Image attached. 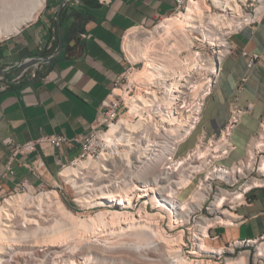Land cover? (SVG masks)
Segmentation results:
<instances>
[{"label":"bare ground","instance_id":"1","mask_svg":"<svg viewBox=\"0 0 264 264\" xmlns=\"http://www.w3.org/2000/svg\"><path fill=\"white\" fill-rule=\"evenodd\" d=\"M45 1L0 0V36L14 33L23 24L33 20L43 8ZM211 2L226 13L213 12L204 0H190L185 9L173 13L180 16L176 17V20L182 19V21L175 22L158 32L135 30L128 35L126 42L128 55L134 63L143 62L144 66L136 67L130 74L129 79L138 87V91L133 96L125 94L126 104L129 106L128 112L126 111L127 113L125 112L118 123L112 124L107 131L109 136L116 135L124 139L127 147L117 158H112L117 172L106 174L103 163L91 159L78 160L76 165L79 166L71 164L62 171L63 178L68 179L64 178V180L72 184L78 195L81 194L75 198L77 203L85 202L92 204L91 207L100 206L99 208L110 205L111 208L101 209L91 217L82 218L63 203L57 188L44 190L35 197L19 194L4 198V203L0 204L2 245L5 241L6 245L11 242V245L20 248L19 240L26 235L30 224L38 225L39 228L36 229L39 230L46 228L44 224L42 225L41 215L49 212L46 210L51 208L56 214L59 213V218H55L51 229L47 230V233L48 231L51 233L44 232L43 236L38 238V230L35 229L31 230L34 234L32 236L37 241L35 246L48 245L49 249L52 248L51 252L56 253L57 259H63L64 264H77V262L71 261L72 258L69 259L70 263L67 262L68 257L73 255H70L68 247L61 245V239L71 236L80 237L87 232H93L102 238H98L99 242L90 241L81 246L82 264H193L181 254V245L185 243L183 232L177 234V237L170 236L161 224L162 218L168 219L170 222L168 224L171 226L177 225L175 224L177 219L178 223L189 222L192 212L202 207L211 192V180L206 181L203 177L188 199L181 197L183 190L195 182V174L186 167L188 155L179 158L184 165L179 167L176 173H174L175 169L165 171L162 167L165 156H174L180 145L195 129L205 98L211 91L214 81L211 74H216L219 69L218 57L193 49L196 41L190 32L200 31L210 44L221 48L220 56H222L224 53L222 47L227 43L230 30L250 20L239 0ZM168 19L170 20L166 22L175 20ZM184 29L188 30L189 34H186ZM216 39H220L221 42L216 44ZM183 50H188V55L178 56ZM133 76L137 77L138 81L134 80ZM157 85H163L166 89L163 99L159 98L154 89ZM142 90L144 91L139 93ZM135 117L138 120H134ZM262 130V134L254 138L249 149L247 158L251 160L249 170L254 168V157L258 150H264V129ZM134 133L136 134L133 138L137 144L131 147L132 142L127 141V138ZM150 141L153 151L158 144L162 146L154 158L146 157L143 153L146 144ZM141 142L144 147L140 153L138 147ZM202 142L201 137L199 144ZM198 149L203 153L207 151L201 145ZM262 159L260 170L254 169V174L258 176L264 171V157ZM118 160L120 163H117ZM262 182L264 181L256 176L248 181L247 185L259 186ZM89 190L91 197L86 193ZM139 202L141 205L137 212L131 210ZM172 206L176 208L177 216L172 213ZM153 209L158 210L154 212ZM232 215L226 211V216L197 219L194 225L198 222V228L200 225L197 234L198 250H193L191 253L223 252L224 248L209 246L205 236L208 235V229L215 224V221L216 224L232 223ZM42 219L45 221L46 217L43 216ZM113 234L117 237L120 235L121 238L123 236V239L134 235L140 237L143 243L139 240L141 244L129 245L127 241L111 240L110 236ZM15 240L17 242H12ZM195 241L197 246V240ZM124 243L129 247L124 246ZM236 244H239V241ZM258 250V257H264V241L259 244ZM16 255H21L22 259L27 256L26 253L18 250L14 252L12 247L7 250L0 248V264H12V262L19 264L20 261L16 262L13 258ZM76 255L74 254L73 258ZM248 258V252H243L237 258L228 259L226 264H249ZM258 259L260 258L256 260Z\"/></svg>","mask_w":264,"mask_h":264},{"label":"crops","instance_id":"2","mask_svg":"<svg viewBox=\"0 0 264 264\" xmlns=\"http://www.w3.org/2000/svg\"><path fill=\"white\" fill-rule=\"evenodd\" d=\"M175 6V0H46L33 20L0 38V70L27 58L46 60L36 77L0 89V198L24 181L35 186L59 181L64 168L81 153V143L75 138L90 132L101 102L133 62L127 55V40L123 41L126 33L157 26ZM229 41L232 50L223 56L197 125L180 145V155L201 136L219 135L237 108L243 112L233 129L235 149L226 163L246 157L262 130L264 14L233 32ZM245 51L259 56L252 66ZM48 134H64L71 140L61 148L38 146L12 160V148L5 140L24 143ZM249 196L235 212L234 224L208 229V245L226 248L264 235V186Z\"/></svg>","mask_w":264,"mask_h":264},{"label":"built area","instance_id":"3","mask_svg":"<svg viewBox=\"0 0 264 264\" xmlns=\"http://www.w3.org/2000/svg\"><path fill=\"white\" fill-rule=\"evenodd\" d=\"M76 1L79 2L80 0ZM189 1L190 0H175L176 6L173 13H179L181 10L185 9ZM239 2L241 3L244 12L250 16V20L230 30L227 43L222 47L224 50L222 56H220L221 48L217 45L218 49L215 50L214 57L216 56L219 58V66L222 59L224 58L223 56L232 50V45L229 41L230 35L242 26L256 22L264 14V0H239ZM244 55V57L247 58L249 66H252L257 60V57H259L256 53H250L246 51L244 52ZM51 57L52 56H50V58ZM45 61L46 60L43 57H32L27 58L15 66L13 65L3 67L0 70V89H6L10 87L11 84L19 83L26 78L36 77L38 70ZM138 64L139 63L130 62L129 66L124 70V72L116 78L114 87H112L110 93L100 104L97 120L94 121L90 132L85 136L75 138L81 143V153L72 161V165H76L78 160L81 161L91 159L93 161L102 162L104 166V172L106 174L117 172V168L113 166L112 158H117L120 152L127 147L124 144V139L122 140L116 135L109 136L107 131L110 129L112 124L118 123L124 112L129 110V106L126 104L125 94L128 96L135 95V88L137 89L138 87L130 81L129 77L131 72L138 66ZM216 74H211V78H213L214 81ZM117 90H119V92H117ZM242 112L243 110L240 108L233 110L230 120L225 124V127L221 130L219 135L208 139H205L203 136H201L203 139L202 144H199L201 140V138H199L196 145L186 154L178 155L177 152L172 157H170L171 155L165 156V160L162 163V167H164L163 169L165 171L175 169L174 173H176L179 167L181 168L184 165V163L179 158L181 156L188 155V164H186V167L191 170V173L195 174L194 181H197L196 185L203 177H205L206 181L211 180V192L209 193L202 207L199 210L192 212L190 215V220L186 224L193 223L192 225H194L196 224L197 219L204 217L215 218L217 216H226V211L234 214L231 223L234 224L235 219H237L235 212L241 205L249 201L250 192L255 188L264 186V182H262V184L259 186L247 185V182L256 176L260 180L264 181V171L261 172L259 176L254 174V169L260 170L261 163L263 161L262 158L264 157L263 149L258 150L256 156L254 157L253 170H249L251 167V160L247 159V156L233 162L232 164L226 163V160L228 159L227 157H229L231 152L235 149V145L232 141V133L236 125L235 123L238 122ZM134 120H138V118L135 117ZM261 125L262 129H264V120ZM260 133L258 135H260ZM135 134L136 133L127 138V141L132 142L131 147L137 144V141L133 138ZM70 140L71 139L64 134H48L42 135L39 138L29 140L24 143L15 142L12 138H8L5 140V143L12 148L11 158L14 160L19 153H26L28 151L35 150L38 146H52L61 148L62 146L68 144ZM199 145L207 150L206 153L199 151ZM142 147H144L143 142H141L140 147H138V150L140 149V153L142 152ZM152 148L153 145H151L150 141L146 144V149L143 152L146 157L154 158L156 153L160 152L162 146L158 144L154 151ZM8 169L13 172L10 165L8 166ZM90 177L91 176H89V178ZM23 186H27L26 181L17 186L15 190H18ZM62 187L63 186L61 184H58L57 188L62 190ZM86 193L89 195V197L92 196L90 194V190ZM94 207L95 206L92 208ZM96 207L99 208L100 206ZM176 211V208L173 207L172 213H174L175 216H177L175 213ZM175 221L177 227L184 225L182 223H178V219ZM218 224L210 226L209 230L211 227H214ZM260 239H264V235L258 239L240 240L239 244L251 246L256 243L251 241ZM236 243L230 244L234 248V251L238 246ZM190 244L194 246L196 245V241L190 238L185 240L186 246H189Z\"/></svg>","mask_w":264,"mask_h":264},{"label":"rangeland","instance_id":"4","mask_svg":"<svg viewBox=\"0 0 264 264\" xmlns=\"http://www.w3.org/2000/svg\"><path fill=\"white\" fill-rule=\"evenodd\" d=\"M204 1L212 8L213 12L221 13V14L226 13V12L222 11L219 7H217L213 2H211L212 0L211 1L210 0H204ZM176 17L179 18L180 16L173 14L172 16L169 15L168 17H165L164 19H166V18L175 19ZM164 19L161 20V21H158L159 23L157 24V26H154V27H151V28H144V29L151 30L152 32H158V31L166 29L167 27H169L170 25H172L175 22L182 21V19H177V20L175 19V20H171L169 22H166V21H168L170 19H167L165 21H164ZM164 22H166V23H164ZM137 28H140V27H137ZM131 30H129L126 33L125 39L123 38L124 44H125V41L128 38V35H129L128 33ZM139 30H143V28H140ZM184 32L186 34H189V31L186 30V29H184ZM190 33L195 38V41H196L195 44L193 45V49H195L197 51L206 52L207 54H210L211 56L214 57L215 50L218 49L217 45L215 46V45L210 44V42L208 40L204 39V35L198 30H196V31L193 30ZM2 37H4V36H0V38H2ZM215 41H216V44L221 42L220 39H218V40L216 39ZM127 55H128V51H127ZM186 55H188V50H183V52H180L178 56L185 57ZM210 55H209V57H211ZM213 57H211L212 60H214ZM138 63L139 64H138L137 67L142 68L144 66L143 62H138ZM133 79L138 81L137 77L135 78L133 76ZM160 86L161 85H157L156 87H154V89H156L159 98H162V97H164L166 95V92H165L166 89H165V87L163 85L161 87ZM143 91L144 90L140 91L139 93H141ZM136 93H137V89L135 88L134 94H136ZM123 115H125V112L123 113ZM157 116H159V115H157ZM160 118H158V119H160ZM262 132H263V130L261 131L260 134H262ZM196 143L194 144V146L196 145ZM251 145H252V143H251ZM250 148H251V146L249 147V149ZM249 152H250V150H248V153ZM178 155H180V154L178 153ZM248 157H249V154L247 155L246 158H248ZM117 163H120V160H118ZM74 166H79V165H74ZM64 178L59 175V181L53 186H49V185H47V186H35V185H31V184L27 183V186H23L22 188H20L18 190H13L12 192L10 191V193L7 196L0 198V204H3L4 203V198H7V197L16 196V195H19V194H28V195H30L32 197L33 196L35 197V196L39 195L40 192H43L44 190L46 191V190L55 189V188L58 187V184H61L63 186L62 190H60V188H57V189H59V191H60V197H61L63 203L69 209H71L74 213H76L78 216H80L82 218L91 217L97 211H99L101 209H107V208L110 209L111 208L110 205L109 206L108 205L107 206H103L101 208H98V207L92 208L91 207L92 204L85 203V202L77 203L75 198H76V196L78 197L81 194L78 195L76 193V191H75V188L72 186V184L71 183H67L65 181V180H68V179L65 178V180H64ZM69 182H72V181H69ZM196 183H197V181H195L187 189L183 190V192L181 194V197L183 199H188V197L192 193V190H194V188L196 187ZM140 205H141V202H139L135 208H131V210H133L134 212H137V210L140 207ZM74 206L76 208H74ZM48 210H49V212H45L44 214L41 215L42 225L44 224V226L46 228L43 227L42 230L41 229L39 230V229H36V227L39 228L38 225L30 224L29 228L27 229L29 231V233L25 229L26 235L19 240V243H21L20 244V246H21L20 248L19 247H14L13 245H11V242H8V245H6L7 243L5 244V241H3V245H2V241H0L1 250H7L8 248L12 247V248H14V252H17V250H18V251H21L23 253H26L27 256L24 257L25 259L24 258L22 259L21 255H18V256L16 255V256L13 257L14 260H16V262H18V260H19L21 264H64V261H62L63 259H61V260L57 259L56 253L51 252L52 248L49 249L48 245H45L44 247H42L43 245L42 246H35L37 241H35L36 238L34 236H32V235H34L32 231H34L35 229L38 230V232L36 231L37 234H39L38 238L41 237V235L43 236L44 232H45V234L51 233V231L50 232L48 231V233H47V230H49V228L53 225V223H54L53 221H55V218H59V215H58L59 213L56 214L55 210L51 209V208L47 209L46 211H48ZM125 210H127V208H125ZM156 210H158V209H153L154 212H157ZM195 211H197V210H195ZM162 212L165 213L164 211H162ZM43 216L46 217L45 221L42 219ZM162 219H163V221H162ZM162 219H161V221H162L161 224L164 227V229H165V231H166V233L168 235H170V236H174L175 235L174 237H177L178 235H180L183 232L184 241L187 240L188 238H190V239H194L195 238V240H197V246L196 245L192 246V244H190L189 246H186V245H184L185 243L181 245L182 246L181 247V249H182L181 250V252H182L181 254L185 258H187L189 261H191V263H193V264H199V263L200 264H209V263L210 264L211 263H214V264H226L228 259L237 258L243 252H248V254H249V258H248L249 264H261V262L264 263V257L263 258H262V256L258 257V251H259L258 250V246H259V244L261 242L264 241V239L258 240V242H256L254 245H251V246L237 244L238 246L236 247L235 251H234V248L230 244H228L226 248L224 247V251L220 252V253H216V252H212L211 253V251H201L200 253H191V251H193V250H198L197 234L199 233V230H200V225H199V228H198L199 222L195 226L192 225L193 223L186 224V223H188V222H186L184 225H181V226L177 227V225L176 226H171L170 224H168L170 222H168L167 219H164V218H162ZM214 223L216 224V221ZM30 226H31V228H30ZM45 229H46V231H45ZM183 229H184V231H183ZM133 236H131V237L127 236L126 239H125V237L123 239V236L121 238L120 235L117 237L116 234H113V235L110 236V239L111 240H115L116 239V241H118V242H120L122 240H123V242L127 241L129 245H130V243H132V244H134V243L135 244H141L142 239L140 237H137V236L133 237ZM129 237L131 239H129ZM98 238H102V237H99V236L95 235L93 232H87L84 235H80V237L71 236V237H65V238L61 239V241H60V242H62L61 245H63L65 248L68 247V250H70L69 251L70 255H73V256H74V254L78 255V256L76 255L74 258H73V256L68 257V261L67 262H69L70 260L71 261L75 260L77 262V264H79V263L82 264L83 261L80 262L82 260L80 258V256H81V254H80L81 246H84V245L88 244L90 241L99 242ZM16 240L12 241V242H17ZM139 240H141V241H139ZM142 243H143V241H142ZM209 243H210V237H209ZM124 244H123L124 246H126V247L128 246L126 243H124ZM2 246H4V247L2 248ZM71 252H75V253H71ZM77 257H78V259H76ZM70 258H72V259H70ZM257 258H260V259L256 260ZM215 261H217V262H215ZM12 264H16V263L12 262ZM89 264H92V263H89Z\"/></svg>","mask_w":264,"mask_h":264},{"label":"trees","instance_id":"5","mask_svg":"<svg viewBox=\"0 0 264 264\" xmlns=\"http://www.w3.org/2000/svg\"><path fill=\"white\" fill-rule=\"evenodd\" d=\"M74 208H76V207L74 206Z\"/></svg>","mask_w":264,"mask_h":264}]
</instances>
